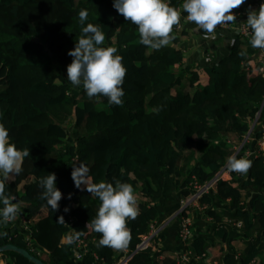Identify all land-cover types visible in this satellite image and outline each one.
Here are the masks:
<instances>
[{
    "label": "trees",
    "instance_id": "obj_1",
    "mask_svg": "<svg viewBox=\"0 0 264 264\" xmlns=\"http://www.w3.org/2000/svg\"><path fill=\"white\" fill-rule=\"evenodd\" d=\"M169 2L177 10L183 4V0ZM81 9L89 13L85 26L92 23L105 34L102 46L116 48L122 57L127 71L121 106L110 105L103 96L90 100L82 86L73 87L67 80L73 59L68 52L81 35ZM171 35L170 44L160 50L140 44L137 26L114 9L113 0H0V124L9 130L10 142L18 150L29 152L20 174L3 181L4 190L34 222V241L42 252L29 250L24 235L5 226H0L4 233L0 249L14 245L45 264L110 263L121 250L99 246V260L92 254L83 261L74 257L71 236L79 233L80 239L93 242L101 234L90 227L100 201L86 185L75 186L73 167L83 164L88 169L90 185L115 186L119 180L133 186L139 214L127 222L131 239L125 250L131 252L159 219L154 202L163 195L170 175L176 176V188L187 194L191 176L205 181L226 162L230 149L225 132L243 134L260 108L264 64L255 62L257 51L250 39L237 37L227 55L199 69L185 62L179 36ZM263 117L264 112V122ZM182 159L185 166L178 167ZM251 165L246 175L240 174V186L249 187L252 194L221 180L216 195L202 202L210 206L214 197L229 199L222 210L208 214L217 222L224 217L244 222L246 235L238 237L245 244L240 256L236 258L230 229L217 226L210 236L192 239L193 259L205 255L204 264L213 259L264 264V158H254ZM49 173L56 174L62 192L56 212L40 198V179ZM61 216L64 223L58 222ZM213 242L219 246L218 254L210 250ZM225 243L231 251L225 250ZM161 252L168 264H176L170 262L167 250L153 248L140 250L128 264H152ZM9 260L35 264L16 251H1L0 262Z\"/></svg>",
    "mask_w": 264,
    "mask_h": 264
},
{
    "label": "clouds",
    "instance_id": "obj_2",
    "mask_svg": "<svg viewBox=\"0 0 264 264\" xmlns=\"http://www.w3.org/2000/svg\"><path fill=\"white\" fill-rule=\"evenodd\" d=\"M244 2L245 0H183L182 9L187 13L185 22L194 23L203 31L204 38L208 39L218 25L236 21L232 10ZM113 7L126 21L137 26L140 44L152 50H160L170 44L174 38L171 35L173 27L181 20V12L171 6L169 0H113ZM88 16L86 9H81L78 13L81 35L76 40L74 49L68 52L73 59L67 67V80L73 87L82 86L90 100L103 96L110 105L121 106L126 67L122 63V57L116 54V48L102 46L105 34L99 26L92 23L85 26ZM247 16L246 25L251 30L249 43L254 49L264 50V3L258 10L250 9ZM28 155L26 149L18 150L10 142L9 130L0 124V177L3 178L0 180V226L14 220L18 213L17 205L12 202L14 198L5 193L3 181H9L20 174L23 158ZM251 166V161L243 157L232 155L227 159V167L232 172L246 175ZM87 172L88 169L83 164L73 167L72 179L78 189L86 185L87 191L100 201L98 211L90 222L91 229L101 234L98 246L125 250L131 239L127 222L129 219L135 220L139 214L133 186L119 180L115 182V186L103 182L90 185L86 179ZM39 183L43 189L40 198L56 212L62 199L56 174L49 173ZM69 210L67 207L64 209L65 212ZM58 222H65L63 216L59 217ZM79 235L70 237L69 242L78 240Z\"/></svg>",
    "mask_w": 264,
    "mask_h": 264
},
{
    "label": "built area",
    "instance_id": "obj_3",
    "mask_svg": "<svg viewBox=\"0 0 264 264\" xmlns=\"http://www.w3.org/2000/svg\"><path fill=\"white\" fill-rule=\"evenodd\" d=\"M178 11L183 12L182 6L178 8ZM232 12L236 15V21L234 23L224 24L223 26L218 25L216 29H222L230 32L234 37L233 39L234 42L237 37L250 39L251 30L246 25L247 18L245 11H243L240 7H238L233 9ZM177 28H179L178 25L174 26L173 32L176 33ZM261 51L262 52L259 53V61L258 62L255 61V62L259 64H264V50ZM206 59L208 60L209 65H213L216 63L213 56L210 54L206 55ZM263 112H264V97L261 102L259 110L256 112L254 118L249 123L250 125L247 131H245L243 134H239L238 132H235L238 135H240L238 140L228 141V143L231 145L229 147L230 153L228 157L235 155L237 158L243 157L250 161H252L254 158H259V157L264 158V122L263 119H261V117L263 116ZM240 179L241 176L239 173L232 172L231 170L228 169L227 160L226 162L223 163L220 169L214 173V175L210 179L201 181V179L197 175L191 176L189 184L186 188L188 192L181 200L180 209L178 211L180 217L178 238L180 239V242L183 244L184 250L180 255L174 258V262L176 264H189L192 263L194 260L202 262V260L204 259L203 257H205V255H203L198 259H193L192 252L189 249V244L194 238L192 213L195 209L206 211L208 208L212 206V205L209 206L208 204H202L203 199L207 196L216 195L217 186L221 180L227 181L234 187H239ZM17 209H18V213L16 215V218L3 226L13 229V232H15L16 234H21V235L23 234L24 240L28 243L29 250H31L34 253H38L40 255L42 250L34 241V236H33L35 232V228H34L35 224L31 219H28L22 213V211L18 206ZM185 212L186 215L183 216ZM211 219H213V217H211ZM69 221L71 222V218L69 219ZM224 222L232 228H237V229L244 228V222L242 220L226 218L224 219ZM156 224L157 221L150 225L149 232L144 236L143 240L137 246L136 250L131 252L128 250H122L121 253L118 255V257H116L112 262L105 264H128L129 261L134 256V254H136L140 250L147 248H153L156 252V245L161 240L159 236L160 229L159 227H157ZM220 224H218V226L226 227L225 224L223 225ZM95 244H97V246H95ZM73 245H74L73 247L74 257L77 261L85 260L87 256H89L90 254H92L94 259L96 260L100 259L97 251V249L99 248L97 240L90 242L79 238L78 240H75V242H73ZM31 251L29 252L31 253ZM238 257L239 256L236 255V258ZM207 259L205 261H207ZM168 263L169 262H167V257L163 253H159L152 264H168ZM260 263L261 262H257L256 260H253L251 262V264H260ZM0 264H10V260L5 262L1 261ZM211 264H225V263L217 259H213Z\"/></svg>",
    "mask_w": 264,
    "mask_h": 264
},
{
    "label": "crops",
    "instance_id": "obj_4",
    "mask_svg": "<svg viewBox=\"0 0 264 264\" xmlns=\"http://www.w3.org/2000/svg\"><path fill=\"white\" fill-rule=\"evenodd\" d=\"M264 3V0H245L243 4L239 7L245 11L246 18H248L247 14L250 9L258 10L260 5ZM187 13L181 12V20L178 24L179 28H177L176 34L180 38V42L178 46L181 48L184 54L185 62L189 65H193L199 69L206 68L209 66V62L206 59V55L210 54L213 56L215 62H217L221 57L227 55L233 47V35L225 30L216 29L214 34L210 35L208 39L204 38V33L202 30H199L197 26L192 22H185V17ZM257 53L254 55L255 61H259V53L262 52L261 49H256ZM236 131L227 130L224 134L225 142L228 147L231 145L228 141H236L239 136ZM233 135L237 138L234 139ZM190 151H186L188 154ZM186 159H182L178 162V167L185 166ZM193 163V162H192ZM190 164H188L184 172L187 171V168ZM177 167V168H178ZM176 176L170 175L166 181L165 190L163 195L155 199V206L159 211V219L157 220V227L160 229V242L156 245V252L167 250L166 253L168 256H171L173 259L170 262H174V258L180 255L183 250V244L179 241L178 238V230L180 217L178 211L180 209L181 200L186 195V193H182L181 189L176 188ZM246 179V178H244ZM243 178L240 179V185ZM239 187H242L240 186ZM242 191L246 194H252L251 189L249 187H242ZM248 194V195H249ZM229 201H220L218 199L213 200V204L206 211L202 210H194L192 213L193 218V232L194 237L197 235H205L210 236V233L218 226V224H225L227 228H229V237L234 239L232 242V246L235 250H237V255L240 256V253L245 247L244 241L241 238L245 236L244 228L237 229L232 228L228 224L224 222L225 217L222 218L220 222H217L212 215H209L208 212L210 210H222L225 204ZM213 217V219H211ZM215 243H211L210 250L214 252V254H218V245H214ZM214 245V246H213ZM97 246V244H95ZM225 250L228 251L230 246L228 243L224 244ZM162 253V252H161ZM164 254V253H163ZM165 255V254H164ZM166 256V255H165ZM263 259V257H260ZM262 261V260H261ZM195 264H204L201 261L194 260Z\"/></svg>",
    "mask_w": 264,
    "mask_h": 264
},
{
    "label": "water",
    "instance_id": "obj_5",
    "mask_svg": "<svg viewBox=\"0 0 264 264\" xmlns=\"http://www.w3.org/2000/svg\"><path fill=\"white\" fill-rule=\"evenodd\" d=\"M1 251H16V252L20 253L22 256H24L25 258L31 260L35 264H45L39 258H37L36 256L32 255L28 250L20 249V248L14 246V245H8L6 247H3V248L0 249V252Z\"/></svg>",
    "mask_w": 264,
    "mask_h": 264
},
{
    "label": "rangeland",
    "instance_id": "obj_6",
    "mask_svg": "<svg viewBox=\"0 0 264 264\" xmlns=\"http://www.w3.org/2000/svg\"><path fill=\"white\" fill-rule=\"evenodd\" d=\"M71 124H72V122H71ZM233 138L236 139L237 137H236L235 135H233ZM241 178H242V177H241Z\"/></svg>",
    "mask_w": 264,
    "mask_h": 264
}]
</instances>
